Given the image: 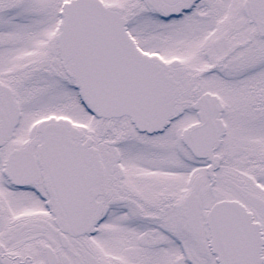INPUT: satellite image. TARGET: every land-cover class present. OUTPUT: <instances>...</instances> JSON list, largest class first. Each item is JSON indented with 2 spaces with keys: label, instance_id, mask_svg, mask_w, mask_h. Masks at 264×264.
<instances>
[{
  "label": "snow or ice",
  "instance_id": "1",
  "mask_svg": "<svg viewBox=\"0 0 264 264\" xmlns=\"http://www.w3.org/2000/svg\"><path fill=\"white\" fill-rule=\"evenodd\" d=\"M0 264H264V0H0Z\"/></svg>",
  "mask_w": 264,
  "mask_h": 264
}]
</instances>
